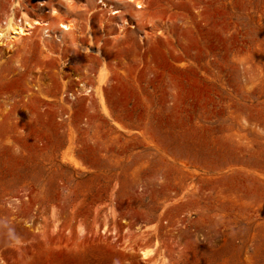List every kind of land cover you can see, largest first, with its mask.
Listing matches in <instances>:
<instances>
[{
  "label": "rangeland",
  "instance_id": "obj_1",
  "mask_svg": "<svg viewBox=\"0 0 264 264\" xmlns=\"http://www.w3.org/2000/svg\"><path fill=\"white\" fill-rule=\"evenodd\" d=\"M140 10L116 42L0 36V264H264V0Z\"/></svg>",
  "mask_w": 264,
  "mask_h": 264
},
{
  "label": "bare ground",
  "instance_id": "obj_2",
  "mask_svg": "<svg viewBox=\"0 0 264 264\" xmlns=\"http://www.w3.org/2000/svg\"><path fill=\"white\" fill-rule=\"evenodd\" d=\"M6 1L7 0H0V6H3L4 4L7 5ZM78 1H80L81 5L78 6V8L76 6L77 10L75 11L76 13H79V16L82 18L83 23L81 24H79L81 21L79 23H70L68 21H63L62 19L57 20L55 16H51V17L49 16L48 20L45 19V15L44 16L42 15L40 18H32L30 16V11L28 10V5L31 4L43 11L48 9L51 15H55L62 9L63 5L67 9L73 7L72 0H36V1L35 0H18V1H13L10 4L9 12L7 13V18L5 21V23L7 24L6 27L2 28V23H0V31H1L0 36L4 37L5 30H8L10 28L14 30V34L11 36L12 38L10 40L7 41L3 39L1 43L5 44L6 46H8V48L12 50L20 47L24 51L28 50L31 47V45L35 44L40 49L39 51V56H40L42 54V51L44 50L50 51V49L54 48L55 46L54 41H65L66 35H68L71 40L79 38L81 35L80 34L77 35V33H81L82 29L86 30V34L88 35V37L105 36V38L103 37L104 38L103 40L104 42H107V43L110 42L109 38L112 37L113 40L116 42L120 40L121 36L120 37L114 36L112 34V31L114 29H117L118 33L121 34V32L125 31L128 28V26L129 28H135L137 25L141 26L142 24L141 20L143 18L142 19L140 18L142 17L140 9L146 7L147 4H149V0H78ZM131 3L134 4V10L130 7ZM55 4H57V7L55 6ZM96 4H98V6H96ZM15 7L24 9L22 11V16H21V18H23L22 19L23 23H21L22 22L21 20H18L19 21L18 22L14 18L13 10ZM97 7L98 9L103 11L102 15L100 16L93 15L92 12H90L93 9H97ZM118 14L120 15L118 16ZM126 15H128L130 19L126 18L125 17ZM98 29L100 30V33H98ZM141 36L142 34H140V37ZM81 41L83 42L84 39H82ZM70 45L71 46L69 48H70V51H72V54L74 56L79 57L80 53L76 50V47L74 48L72 46L73 44H70ZM56 46H57V50L64 49V47H61L59 44ZM92 48H93L92 45L91 47L83 46L82 50L84 51V53L85 52L89 53V51H91ZM94 49L97 53H100V54L102 53V50L100 48L96 47ZM23 59L26 60V58H23ZM46 62L47 61L42 60L39 57L37 58L38 64H45ZM19 66L23 68L25 66V63L24 62L20 63ZM79 84H80L79 86H81L82 91L86 94L90 93V91L92 90L91 86L89 84H85L84 81L80 82ZM97 89L95 90H97V93H98L99 88ZM13 118L14 117H12L11 115H1L0 116V120L2 121L12 120ZM146 254L147 252L143 251V255L145 256Z\"/></svg>",
  "mask_w": 264,
  "mask_h": 264
}]
</instances>
